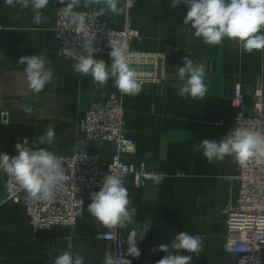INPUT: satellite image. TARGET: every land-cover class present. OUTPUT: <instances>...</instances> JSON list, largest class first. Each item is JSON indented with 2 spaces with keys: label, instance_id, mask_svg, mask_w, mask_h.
<instances>
[{
  "label": "crops",
  "instance_id": "0c3cea01",
  "mask_svg": "<svg viewBox=\"0 0 264 264\" xmlns=\"http://www.w3.org/2000/svg\"><path fill=\"white\" fill-rule=\"evenodd\" d=\"M171 3L172 0H137L124 14L116 16L105 11L102 15L111 29L122 30L130 25L137 31L138 37L131 44L133 51L165 54L171 74L164 83L142 86L138 95L121 94L127 136L136 144L132 160L144 164L150 173L163 175L162 180L150 181L143 187L127 179L129 207H135L136 215L121 231L144 233V240L137 245L140 257L128 256L131 264H155L166 253L153 249L171 242L181 231L202 239L199 256L181 252L193 255L192 264H237V255L227 253L225 243L229 235L227 210L240 191L238 163L232 156L209 162L197 146L203 139L219 141L231 131L236 117L231 105L236 85L242 86L245 95L243 112L254 107L255 93L264 103V50L242 52L236 42L227 38L215 46L204 43L193 35L190 25L183 23L188 6L181 3L173 9ZM62 7L60 0H49L43 9L48 19L37 25L32 22L30 8L19 12L18 6L9 7L0 0V154L18 155L16 143L26 138L32 145L52 125L53 143L43 147L61 156L98 155L101 166L106 167L114 146L88 141L80 124L93 105L105 103L119 90L111 79L98 87L91 76L73 70L77 61L59 55L54 26ZM91 10L99 11V7H84L83 0L75 9ZM41 53L51 61L54 77L37 94L28 88L24 66L17 63L21 56ZM185 57L204 65L207 93L203 98L178 95L183 81L176 69L183 66ZM97 59L108 65L112 62L104 55ZM23 106H31L32 114H26ZM0 182H9L2 171ZM24 199L22 194L18 202L7 200L0 189V264H54L63 251L78 252L84 264H103L105 252H113L110 243L95 238L109 229L88 212L89 202L74 227L55 226L35 232Z\"/></svg>",
  "mask_w": 264,
  "mask_h": 264
},
{
  "label": "clouds",
  "instance_id": "9594fccd",
  "mask_svg": "<svg viewBox=\"0 0 264 264\" xmlns=\"http://www.w3.org/2000/svg\"><path fill=\"white\" fill-rule=\"evenodd\" d=\"M60 3L63 5V16L70 18L75 25V33L86 31L85 15L75 11L82 0H60ZM181 3L188 6L183 23L190 25L194 30L193 35L202 38L204 43L215 46L227 38L236 42L242 52L250 54L264 50V0H172L171 7L176 9ZM5 4L12 8L18 6L19 12L30 8L34 24L48 19L43 15V9L48 6L49 0H5ZM83 6L99 7L100 15L108 11L119 16L127 12L129 4H121L120 0H83ZM109 45L110 65L93 55L92 42L86 40L83 45L86 55L78 56L73 70L80 75L91 76L98 87H104L111 79L122 95H138L142 91V82L129 66L127 45L117 40H110ZM21 65L24 66L28 88L32 92H42L53 81L54 69L43 53L21 56L17 66ZM176 72L183 81L178 89L180 97L197 99L206 95L203 64H195L185 57L183 66L178 67ZM23 111L31 115L32 107L23 106ZM239 120L219 141L203 139L197 146L209 162L232 156L240 165H244L253 157H264V134L241 126ZM54 138L55 129L49 125L46 133L38 136L32 145L26 138L22 143H16L18 155L0 154V171L9 177L10 184L19 185L31 200L53 199L69 179L57 154L42 146L51 145ZM162 179L161 174L158 181ZM90 200L88 212L108 229L123 227L136 215L135 207H129L131 200L123 178L111 171L104 177L99 190L90 194ZM147 223L150 226V221ZM148 227L143 230L145 233ZM136 238L137 232L129 234L126 254L114 255L111 250L106 251L103 264H131L125 256L139 258L141 252ZM153 250L166 253L155 264H192L193 255L199 256L202 252V239L199 235L181 231L174 235L171 242L160 243ZM182 251L193 255H182ZM54 264H84V258L78 252L63 251L55 258Z\"/></svg>",
  "mask_w": 264,
  "mask_h": 264
},
{
  "label": "built area",
  "instance_id": "2783aa9c",
  "mask_svg": "<svg viewBox=\"0 0 264 264\" xmlns=\"http://www.w3.org/2000/svg\"><path fill=\"white\" fill-rule=\"evenodd\" d=\"M136 2L137 0H128L127 3L131 7ZM78 13H83L86 17V31L79 34L75 33V25L70 18L63 16L61 9L57 13L54 31L60 45V56L77 61L79 55H86L83 45L88 40L92 42L96 58L102 55L109 57V41L117 40L127 45L129 66L136 71L142 86L164 83L171 78L165 54L132 50L131 44L138 33L130 25L122 30L111 29L103 21L99 11ZM255 97L254 107L243 112L241 107L245 95L242 86L236 85L231 101L236 110L232 128L240 119L241 126L251 127L264 134V103L259 93H255ZM80 131L88 141L106 142L114 146V154L106 167L101 166L99 156L94 154L57 155L69 179L50 200H31L19 185L0 182V189L7 200L18 202L20 196L25 195L24 206L35 232L49 231L55 226L74 227L83 215L85 203L91 202L90 194L99 190L110 171L123 178L124 186L129 178L136 187L158 180L159 176L148 172L144 164L132 160L136 144L127 136L121 93L115 92L105 103L93 105L82 119ZM238 166L240 191L236 201L227 210L229 235L225 250L237 255V264H261L264 251V157H253L244 165L238 163ZM121 229L122 227L109 229L98 233L95 238L110 243L114 255L126 254L129 234L137 232V245L144 240V233L140 230L122 233ZM125 258L130 261L128 256Z\"/></svg>",
  "mask_w": 264,
  "mask_h": 264
}]
</instances>
